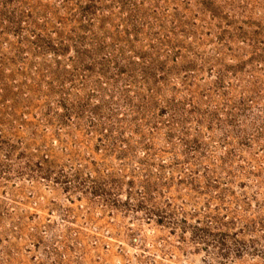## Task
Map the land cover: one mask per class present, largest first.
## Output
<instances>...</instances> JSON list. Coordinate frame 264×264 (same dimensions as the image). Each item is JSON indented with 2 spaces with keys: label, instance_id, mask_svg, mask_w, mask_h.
<instances>
[{
  "label": "rangeland",
  "instance_id": "rangeland-1",
  "mask_svg": "<svg viewBox=\"0 0 264 264\" xmlns=\"http://www.w3.org/2000/svg\"><path fill=\"white\" fill-rule=\"evenodd\" d=\"M0 264H264V0H0Z\"/></svg>",
  "mask_w": 264,
  "mask_h": 264
},
{
  "label": "trees",
  "instance_id": "trees-1",
  "mask_svg": "<svg viewBox=\"0 0 264 264\" xmlns=\"http://www.w3.org/2000/svg\"><path fill=\"white\" fill-rule=\"evenodd\" d=\"M80 108H81V107H80ZM64 110H65V111L61 114L60 117H63V119H64V118H67V117L71 116L73 110H70L69 108H66V107H65ZM65 180H67V179H65ZM66 183H67V182H66ZM91 193H92V195H94V196H96V195H98V196L103 195V194H102L101 192H99L98 190H92ZM91 193L89 192V195H91Z\"/></svg>",
  "mask_w": 264,
  "mask_h": 264
}]
</instances>
